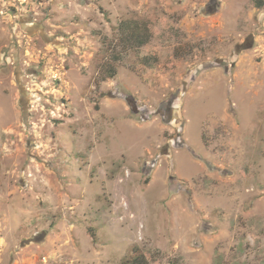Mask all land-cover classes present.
Segmentation results:
<instances>
[{
	"label": "rangeland",
	"instance_id": "1",
	"mask_svg": "<svg viewBox=\"0 0 264 264\" xmlns=\"http://www.w3.org/2000/svg\"><path fill=\"white\" fill-rule=\"evenodd\" d=\"M133 255L264 264V0H0V264Z\"/></svg>",
	"mask_w": 264,
	"mask_h": 264
},
{
	"label": "trees",
	"instance_id": "2",
	"mask_svg": "<svg viewBox=\"0 0 264 264\" xmlns=\"http://www.w3.org/2000/svg\"><path fill=\"white\" fill-rule=\"evenodd\" d=\"M134 23L130 21L128 23L121 24L120 26L121 33L124 34V42L126 43L128 49L143 47L147 45L150 40L148 28H146L143 24ZM110 77H116V70L114 68H112ZM124 264H148V262L143 255H133L130 259L125 261Z\"/></svg>",
	"mask_w": 264,
	"mask_h": 264
},
{
	"label": "flooded vegetation",
	"instance_id": "3",
	"mask_svg": "<svg viewBox=\"0 0 264 264\" xmlns=\"http://www.w3.org/2000/svg\"><path fill=\"white\" fill-rule=\"evenodd\" d=\"M30 26L33 27V26H35V25H34V23H31ZM39 32H40V31H39ZM5 53H6V52H5ZM5 53H4V54H5Z\"/></svg>",
	"mask_w": 264,
	"mask_h": 264
},
{
	"label": "water",
	"instance_id": "4",
	"mask_svg": "<svg viewBox=\"0 0 264 264\" xmlns=\"http://www.w3.org/2000/svg\"><path fill=\"white\" fill-rule=\"evenodd\" d=\"M38 240H39V238L36 239V241H38ZM31 243H32V242H31Z\"/></svg>",
	"mask_w": 264,
	"mask_h": 264
}]
</instances>
